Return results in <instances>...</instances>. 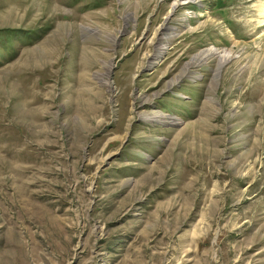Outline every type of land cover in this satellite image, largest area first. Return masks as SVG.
Here are the masks:
<instances>
[{"label": "rangeland", "instance_id": "obj_1", "mask_svg": "<svg viewBox=\"0 0 264 264\" xmlns=\"http://www.w3.org/2000/svg\"><path fill=\"white\" fill-rule=\"evenodd\" d=\"M0 264H264V0H0Z\"/></svg>", "mask_w": 264, "mask_h": 264}, {"label": "bare ground", "instance_id": "obj_2", "mask_svg": "<svg viewBox=\"0 0 264 264\" xmlns=\"http://www.w3.org/2000/svg\"><path fill=\"white\" fill-rule=\"evenodd\" d=\"M182 3H185V2H182ZM185 5V4H184ZM175 8V7H174ZM167 37V35H165L164 37H162L161 39H160V45H159V47H160V49H159V51L158 52H160V50H162L163 48H164V44H163V41H164V39ZM219 52L218 51H212L211 50V52L210 51H205L204 53H202L200 56H197L196 57V60L194 61V62H192V63H190L191 65L192 64H195L198 60H200V57L201 56H210V55H216V54H218ZM226 59H228V56H223V57H221V59H219L220 60V62H219V66L221 65V63L224 61V60H226ZM227 63V62H226ZM190 64L188 65V67L190 66ZM222 65H224V63L222 64ZM219 68V67H218ZM187 70H188V68H187ZM218 72V71H217ZM105 83H107L108 84V82L107 81H105ZM165 118L163 117V116H161L160 118H157V119H155V121H157V120H159V121H162V120H164Z\"/></svg>", "mask_w": 264, "mask_h": 264}]
</instances>
